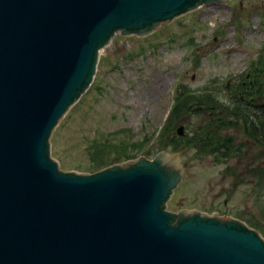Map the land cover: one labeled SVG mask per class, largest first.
<instances>
[{
  "label": "water",
  "instance_id": "95a60500",
  "mask_svg": "<svg viewBox=\"0 0 264 264\" xmlns=\"http://www.w3.org/2000/svg\"><path fill=\"white\" fill-rule=\"evenodd\" d=\"M227 1L0 0V264H264V237L238 218L167 208L182 151L86 174L51 154L116 32Z\"/></svg>",
  "mask_w": 264,
  "mask_h": 264
},
{
  "label": "rangeland",
  "instance_id": "374dc122",
  "mask_svg": "<svg viewBox=\"0 0 264 264\" xmlns=\"http://www.w3.org/2000/svg\"><path fill=\"white\" fill-rule=\"evenodd\" d=\"M118 33L100 53L94 82L52 133L51 154L60 168L86 174L106 162L120 165L141 156L153 159L162 150L182 151V180L167 208L229 214L246 224L258 219L262 227L254 228L262 233L264 189L256 192V181L261 179L256 169L264 166L262 137L251 139L238 121L231 128L220 127L223 134L231 132L241 147L232 154L222 153L224 159L219 160L215 153H199L200 147L189 143L175 150L158 134L180 88L213 95L215 104L229 103L235 88L242 92L238 84L264 63V0L206 4L145 36ZM254 98L255 104H263L264 95L261 102L257 94ZM189 105L172 126L175 136L191 137L203 126L219 127L216 123L215 129L211 127L217 114L214 104ZM180 126L183 135L178 134ZM122 146L133 153H123Z\"/></svg>",
  "mask_w": 264,
  "mask_h": 264
},
{
  "label": "trees",
  "instance_id": "16d2710c",
  "mask_svg": "<svg viewBox=\"0 0 264 264\" xmlns=\"http://www.w3.org/2000/svg\"><path fill=\"white\" fill-rule=\"evenodd\" d=\"M254 74L251 73L248 78L247 76L244 78V81L238 84V88L242 89V92L239 94L237 88H235V95L233 90L231 94H229V103H218L215 104L212 100H214L213 95H206L200 90H186L185 88H180L176 94L174 99L173 108L167 117V120L163 126L162 131L158 134V138L162 142L167 141V144H171L173 149L180 150L183 148L184 145H197L200 147L199 153H209L213 152L216 154V157L220 158L219 160H223V155L232 154L236 151H239L240 144H238L235 136L231 132H227L223 134L220 132V127H228L231 128L232 126L237 125V121L241 124H244L245 134L248 135L251 139H260L258 136L262 137L264 140V101L263 104H255L253 99L254 95L257 94L258 99H263L264 95V65L262 62L259 64L256 69H254ZM245 83H247L245 86ZM212 101V102H211ZM211 102V103H210ZM259 102V103H260ZM195 104L197 107L200 106H207L210 108V105H215V113L212 114L215 116L212 124L216 123L219 127L215 130H209L205 126L202 127V131L199 133L193 134L191 137H177L173 134V125L175 121L179 119V117L187 113L190 110L189 104ZM218 105V109L216 106ZM222 108V111L219 110ZM214 110V109H213ZM219 131V132H218ZM168 137V138H166ZM122 152L128 153L132 152L133 149L128 147L124 148L122 146ZM162 148V146H161ZM223 153V155H222ZM128 158V156L126 157ZM102 162L100 160L98 163ZM110 162L104 163L100 169L106 167ZM256 173L260 175L258 181H256V189L254 186V190L257 193H260L264 189V166L256 169ZM263 176V177H262ZM261 195L257 196L260 200ZM248 224L252 227L259 228L262 227L260 224V220L255 219L254 221L249 220ZM262 230V228H261ZM264 235V231H262Z\"/></svg>",
  "mask_w": 264,
  "mask_h": 264
}]
</instances>
